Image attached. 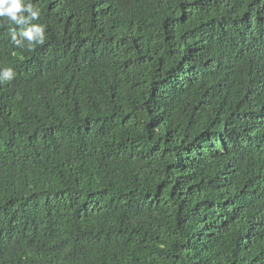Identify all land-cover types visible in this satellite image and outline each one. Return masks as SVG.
I'll use <instances>...</instances> for the list:
<instances>
[{"label":"trees","instance_id":"16d2710c","mask_svg":"<svg viewBox=\"0 0 264 264\" xmlns=\"http://www.w3.org/2000/svg\"><path fill=\"white\" fill-rule=\"evenodd\" d=\"M26 2L0 264H264V0Z\"/></svg>","mask_w":264,"mask_h":264},{"label":"clouds","instance_id":"9594fccd","mask_svg":"<svg viewBox=\"0 0 264 264\" xmlns=\"http://www.w3.org/2000/svg\"><path fill=\"white\" fill-rule=\"evenodd\" d=\"M40 17V10L26 0H0V18L5 23L20 26L17 33L15 28L10 29L12 41L18 47L24 46L27 41L28 47L35 44H42L45 39L44 26L37 21ZM15 78L14 70L10 67L0 69V83L10 82Z\"/></svg>","mask_w":264,"mask_h":264}]
</instances>
